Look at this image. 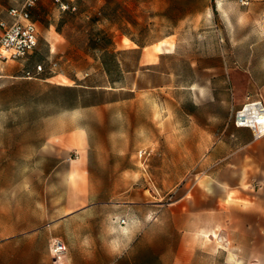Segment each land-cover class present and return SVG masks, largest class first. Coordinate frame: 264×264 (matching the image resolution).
I'll return each mask as SVG.
<instances>
[{"label": "rangeland", "instance_id": "rangeland-1", "mask_svg": "<svg viewBox=\"0 0 264 264\" xmlns=\"http://www.w3.org/2000/svg\"><path fill=\"white\" fill-rule=\"evenodd\" d=\"M68 1L75 13L40 0L32 11L37 49L0 61V207L16 190L22 207H38L44 190L59 207L67 185L70 211L94 204L148 212L137 241L109 247L126 252H102L101 264H264V231L254 247L246 233L214 221L213 230H191L195 151L183 114L194 90L211 85L191 66L219 61L221 49L226 62L264 82V0ZM37 65L44 71L28 79ZM247 97L264 101V92ZM108 226L118 239L117 225Z\"/></svg>", "mask_w": 264, "mask_h": 264}, {"label": "crops", "instance_id": "crops-1", "mask_svg": "<svg viewBox=\"0 0 264 264\" xmlns=\"http://www.w3.org/2000/svg\"><path fill=\"white\" fill-rule=\"evenodd\" d=\"M12 1L0 0V7L6 11L0 23H12L8 12L20 6L21 0L16 6L11 4ZM35 7L31 10V17ZM32 21L37 27L38 21L33 17ZM56 35L60 37L58 33ZM220 55L219 61L191 66L196 75L204 72L205 81L210 78L211 85L194 90L195 96L190 100L194 111L183 113L188 119L184 124L189 128L187 141L195 151L189 163L194 167L195 175L194 185L190 180L192 187L186 208L188 222L192 225L191 230L197 231L215 229L208 225L214 221L220 224L222 231L246 233V239L251 241L248 245L255 247L261 245L260 232L264 231V136L255 139L250 129L237 128L233 116L247 102L249 94L260 92L263 95L264 82L256 79L249 68L226 62L222 49ZM251 99L255 100V97ZM181 122L174 116L173 129L181 130ZM51 178L48 175L46 179ZM11 193V204L0 207V264H101L102 252L107 257L124 254L126 249L110 251L108 248H130L137 241L135 233L149 223L146 219L148 212L140 211L141 217H136L134 212L138 210L131 206L118 208L88 204L70 211L67 185L64 202L61 197L59 207L55 208L48 205L46 190L39 206L34 209L22 207L20 190ZM60 193L63 196V191ZM78 195L79 198H89L84 190L78 191ZM172 211L180 213L182 209L174 207ZM159 212L158 209L152 214L158 215ZM122 220L126 221L125 224L120 223ZM110 223L117 225L118 239L111 237ZM56 238L61 239L67 248L66 255L57 259L51 253ZM102 247H105L103 251Z\"/></svg>", "mask_w": 264, "mask_h": 264}, {"label": "built area", "instance_id": "built-area-1", "mask_svg": "<svg viewBox=\"0 0 264 264\" xmlns=\"http://www.w3.org/2000/svg\"><path fill=\"white\" fill-rule=\"evenodd\" d=\"M38 1L21 0L20 6L11 8L8 12L12 18V23H0V61L24 60L37 49L39 32L32 21L31 10ZM53 2L61 13H75L77 11V6L68 0H53ZM43 71V66L39 65L36 73L27 71L25 76L32 79L35 74ZM233 122L237 128L250 129L255 139L264 136V101L262 99L252 100L248 97L242 108L234 113ZM145 154V151L140 152L141 157ZM125 222L122 220V224ZM51 253L55 259L65 256L67 253L65 243L59 238L54 239Z\"/></svg>", "mask_w": 264, "mask_h": 264}]
</instances>
